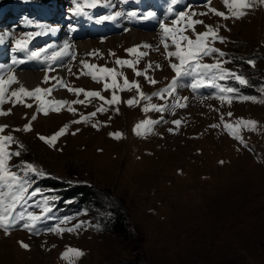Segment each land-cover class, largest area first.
I'll return each instance as SVG.
<instances>
[{"label":"rangeland","instance_id":"1","mask_svg":"<svg viewBox=\"0 0 264 264\" xmlns=\"http://www.w3.org/2000/svg\"><path fill=\"white\" fill-rule=\"evenodd\" d=\"M128 1L101 0L100 4L123 9L128 8ZM158 2L172 17L168 25L172 26V35L177 40L183 34L195 42L196 33L206 31L204 25H226L219 32L225 42H212V46L223 51L225 56H205L199 62L213 64L220 59L222 68L230 72L241 70L249 83L242 86L235 85L232 79L219 81L223 88L239 90L231 94L237 97L231 103L227 102L230 94H222L219 88L212 86L216 81L211 79V73L195 90L191 84L199 77L178 78L169 94L164 90L176 77L171 64L179 61L168 57V52L175 51V46L169 38L165 49L164 34L148 39L133 29L119 36L110 34L114 37L99 42L93 38L83 40L90 48L72 61L71 77L58 80L59 94L55 92L51 98L69 102L61 106L59 112L49 111L45 116L36 111L39 102L26 96L22 101L32 104L31 108L23 102L15 103L13 107L8 105V100L15 101L11 96L0 105L4 111L11 109L9 115L0 117V125L9 126L4 134L13 135L23 145L22 149L11 146V150L21 151L19 157L8 161L9 165L15 166L13 170L23 175L21 162L26 161L46 175L72 184L68 187L73 188L67 189V193L79 191L84 196L90 195L87 203L82 200L75 203L74 209L79 214L68 212L64 224H60L59 219L51 227L68 229L84 222L83 226L59 234L46 229L29 232L21 225L12 228L8 235L0 229V264H264V5L249 10L242 19L225 21L210 12L206 16H193L192 19L204 21V25H194V32L187 28L186 20L172 25L177 19L176 8L180 0L176 5H172L171 0ZM48 3L43 1L40 5L48 6ZM58 6V9L62 8L60 12L52 11L57 16L47 20L46 14H38L44 22L35 21L34 24L42 29L44 25L47 29L55 24L66 35H75L82 18L70 13L74 4L69 0ZM212 6L227 13L222 0H213ZM189 11L199 13L208 9L194 4L185 12ZM140 19H143L140 23L150 30L164 22L157 13L149 19L137 13L125 22L133 28ZM18 20L21 19L0 23V31L4 32L0 35L1 43L5 46L10 38L9 31L16 40L28 39L29 32L15 27L20 24ZM110 23L111 20L107 21L104 28L108 27V33L115 32L117 29L110 27ZM70 26L74 30H70ZM18 29L20 32L15 35ZM104 32L102 28L99 33H88L100 35ZM133 33L140 36L128 38ZM43 38L49 36L43 33ZM36 41L31 40L30 47H34ZM180 42L186 49L187 42ZM145 44L151 47H142ZM134 46H141L140 51L148 53L138 63L126 51ZM117 58L133 62L134 67L117 65ZM249 59L255 61V67L247 63ZM239 60L241 65L237 64ZM88 65L99 67L89 68ZM103 67L114 68L116 73L105 74L100 71ZM137 71H146V75L137 76ZM113 76L119 87L105 89V83L111 85ZM125 78L130 84H138L140 91L150 99L142 100L135 88L125 87ZM150 79L156 83H150ZM69 88L98 91L106 99H111L115 93L119 100L108 105L98 97L86 98L84 93H75ZM134 96L139 103L129 106L127 101ZM242 96H252L256 100L238 98ZM41 97L45 102L49 101L48 95L41 94ZM73 100L84 103L73 104ZM149 104L163 110L145 112L144 107ZM180 104L184 107H179ZM101 105L106 110L97 112ZM70 107L76 109L75 114L68 110ZM92 112H96L95 117L81 120L82 116L88 117ZM32 115L37 119L32 121ZM240 119L257 122L255 130L237 129L244 144L224 127L225 122L235 125ZM74 120L81 122L73 124ZM143 120L155 123L150 131L140 129L138 135L134 129ZM176 120L181 123H173ZM28 123H31V131H12L22 129ZM65 125L68 126L66 133L54 145L39 139V135L51 136ZM110 133L121 136L116 138ZM37 177L34 174L27 176L32 182ZM60 180L42 181L39 186L48 183L61 186ZM34 190L28 189L16 208L17 213L31 212ZM41 194L37 201L35 199L32 213L44 217L43 197L48 196V191L41 189ZM50 213L52 216L54 213L64 215L65 211L57 206ZM119 220L121 228L115 230ZM19 241L29 244L30 249L22 248ZM68 249L81 250L84 255L75 257L69 252L64 258L62 254Z\"/></svg>","mask_w":264,"mask_h":264},{"label":"snow or ice","instance_id":"2","mask_svg":"<svg viewBox=\"0 0 264 264\" xmlns=\"http://www.w3.org/2000/svg\"><path fill=\"white\" fill-rule=\"evenodd\" d=\"M101 0H72V3L74 4V7L69 9L70 13L73 16H83L87 14V10L94 9L97 6L100 5ZM179 2V0H171L172 5H176ZM222 3L224 7L227 9V13L225 11L217 10L216 7L212 6V0H206L205 6L207 7V12H195V11H179L176 13L177 19L172 21V25H176L180 20H186L187 28H191L195 32L194 25L201 24L204 25V21L201 19H192L193 16H206L208 13L214 14L216 17L222 18L223 20L227 21L229 19H242L244 18L249 10L255 9L258 5H264V0H222ZM171 10V9H170ZM122 13L116 12L114 16H100L98 19V22H104L109 20H114L116 17L121 16ZM129 17H136L137 12L132 11L127 13ZM156 13L153 11H148L146 15H144L142 18L149 19L155 17ZM25 23L31 24V21H25ZM42 27V26H40ZM206 28V31L196 33V40L195 42L189 38L186 35L181 34L180 39L177 40L174 35H172V26L168 24L161 23V28L165 37V40L162 41L164 43V47L167 50L168 44L167 40L170 38L172 44L175 46V51H169L168 57H175L179 63H172L171 67L173 71L176 73V77L173 79L171 85H169L168 88H166L164 91L171 94V91L174 89L175 84L177 83V79L181 78L183 76H193L199 77V80L194 79L191 87L195 90L201 87L203 79L207 76V74L211 73V79L212 80H225V79H232L239 83V85H247L249 82L246 78H244L241 74H237L235 72H230L224 68L221 67V64L223 63L222 60L217 59L215 63L213 64H207V63H200L199 59L201 57L205 56H212L214 54H218L219 57H224L225 53L221 51L220 49L212 46V42L215 40H219L221 43L225 42V37L219 35L220 28L226 27V25H204ZM70 30H74V28H71ZM43 31H51V29H45ZM179 31V29H177ZM41 33H35V35H40ZM33 34L28 35V39L26 40H16V47L14 51L18 52H24L28 50V40L31 39ZM211 38V39H209ZM2 39V37H0ZM180 41H186L187 42V48L183 49L181 46ZM69 45H65V49H67ZM144 48H149L151 45H143ZM141 46H134L132 48L126 49V51L130 54H132L136 58V62H139V59L143 56L148 55L147 52L140 51ZM46 51L45 49H40L36 51H31L30 57L39 59L42 52ZM65 52H57L53 53L50 57L51 60L55 61L59 59L62 55H64ZM112 55H115V53H111ZM12 64L16 63H23V60H18L15 56L12 57ZM115 63L117 65H127L129 68L134 67V63L130 62L128 60H123L117 58ZM248 64L255 67V61L249 59L247 61ZM5 66L0 64V69H3ZM89 68H95L99 67L96 65H88ZM148 67H151V64L148 65ZM198 70V71H197ZM100 71L105 74H112L116 73V69H109L107 67L100 68ZM137 76L140 75H146L145 72H136ZM51 78L49 76H45L44 83L47 84ZM93 79H96L95 76H93ZM150 83H156L155 80H149ZM124 86L127 88H135L137 94L139 95L140 99L142 100H149L150 97H146L145 94L140 91V86L138 84H130L127 78L123 81ZM18 84V89L11 90L10 96L15 98L14 103H22V97H34L36 101L39 102L36 111L43 113V115L47 116L49 114V111L51 112H59L61 109V106L68 104V101L65 100H51L45 102L42 97L41 93H44L46 95H50L53 91L52 87H35L31 90L26 88L24 85L19 84V81L15 77V75L9 70V73L7 75V78L4 76H0V105H2L8 97L5 95L6 88L5 85H8L9 88H11V85ZM213 87H216L215 84L212 85ZM105 89L111 87L113 89L119 87L117 84V81L115 79V76L112 77V83L111 85L105 83L104 85ZM69 91L75 92V93H84L86 98H99L100 100L104 101L108 105L116 104L119 100V97L113 93L111 96V99H106L103 97L100 92L98 91H87L85 92L84 89L81 88H69ZM238 89L235 87H227V88H220V92L230 94L228 97V103H231V100L234 97L231 94L238 93ZM159 95V93H158ZM222 100L224 99V96L222 95L220 97ZM242 100H252L255 102L256 98L252 96H242L238 97ZM91 102V101H89ZM71 103L73 104H82L84 103L83 100H73ZM136 103H139V101L135 98V96L127 101V104L129 106H132ZM26 107L31 108L32 104H26ZM179 107H184L183 104L178 105ZM175 107V105H174ZM70 112L75 114L76 109L75 108H69ZM106 109L103 105H101L99 108H97V112H104ZM149 110H155V111H162L163 109H158L155 104H149L144 107V111L148 112ZM11 112V109H8L7 111H4L0 109V116H7ZM229 116H231V113H228ZM96 112H92L89 114L88 117H81V120L87 121L91 117H95ZM37 119L36 115L31 116V120L34 121ZM223 119V117H221ZM80 120H74L72 121L73 124H79ZM155 122L152 120H143L140 123H138L135 126V131L137 134L140 133V129H145L146 131H150L152 125ZM173 123L179 125L181 122L179 120L173 121ZM96 125L94 124L93 127ZM217 125H213V127H216ZM257 126V122L254 120H243L240 119L237 121L235 125L225 122L224 127L229 130L230 134L238 140L240 143L244 144L245 141L242 136H240L237 132V129L240 128H247L250 130H255ZM9 126L7 124L0 125V229L3 230L5 235H8L10 233V230L17 225H21L25 230L29 232H34L37 228V221L40 220V216L32 213V212H16V208L19 206L20 202L25 198V194L28 193V189L31 187L32 181L27 178L28 174H34L37 176H44L46 173L42 171L41 169L34 166L32 163L22 161V172L23 175L18 174L13 169L15 168L14 165H9L8 161L11 160L14 157H19L21 155L20 150H11L12 145H17V149H22L23 145L19 144L15 137L11 134H4L5 130L8 129ZM68 126L65 125L61 127L58 131H56L51 136H44L39 135V139L46 144L54 145L55 141L63 136L66 133ZM12 131H31V123L25 124V126L22 129H13ZM171 131V129H169ZM74 134V133H73ZM110 135H115L116 138H120V133H110ZM246 146V145H245ZM223 163V161H221ZM41 190L36 189L34 190L31 195L36 196L40 194ZM56 199V197H49L45 196L43 197V205L45 211H50L49 202L51 200ZM66 222V221H64ZM63 223V222H62ZM84 222H81L79 224L73 225L72 228L68 229H62L61 227L57 226L55 228L49 229L51 232H55L59 234L62 231H75L78 228H81L83 226ZM38 234V233H37ZM22 248L25 250L30 249V245L27 243H24L23 241L18 242ZM71 252L74 254L75 257H81L84 255V253L81 250L78 249H68L65 253L62 254L64 258H67L68 253Z\"/></svg>","mask_w":264,"mask_h":264},{"label":"trees","instance_id":"3","mask_svg":"<svg viewBox=\"0 0 264 264\" xmlns=\"http://www.w3.org/2000/svg\"><path fill=\"white\" fill-rule=\"evenodd\" d=\"M33 3H39V2H43V1H50V0H30ZM24 5H22L20 0H0V9L4 10V12H9L10 14H16L19 10L21 11L23 9ZM61 186L58 185H54V186H58V188L61 189V191L59 190V194L62 196V203L65 207V209L67 210L68 208H70V206L74 205L77 201L82 200L83 202H88L87 200L89 199L90 195H85L82 192L76 191L75 193L77 194H70L67 193L66 190L67 189H71L73 187H68L71 186L70 183H62L61 182ZM50 185V184H48ZM68 187V188H67ZM75 189H77V187H75ZM84 197V199L82 198ZM68 203H67V202ZM121 228V223L120 220L116 222L115 224V230H118Z\"/></svg>","mask_w":264,"mask_h":264},{"label":"bare ground","instance_id":"4","mask_svg":"<svg viewBox=\"0 0 264 264\" xmlns=\"http://www.w3.org/2000/svg\"><path fill=\"white\" fill-rule=\"evenodd\" d=\"M55 30H58V29L52 27V30L49 32V34L50 35H53ZM161 33H163V32H161ZM142 34H144V36L148 37V39H154V36H153V34L151 32H146V33H142ZM139 36L140 35L133 33V36L132 35H129L128 38L135 39V38H138ZM77 48H78L77 49V53L78 54L77 53L76 54H77V57H78V55L82 54V52L88 50L90 47H88V44H86L85 41H78L77 42ZM19 72L20 73L17 72V73H13V74L15 75V77L17 78V80L19 81V84L24 85L28 89H30L33 86L37 85L38 84V81H39V79L41 77L40 73H38L36 71L21 70ZM36 81H37V83H36ZM18 87H19V85L16 84L15 85V89L18 88Z\"/></svg>","mask_w":264,"mask_h":264}]
</instances>
